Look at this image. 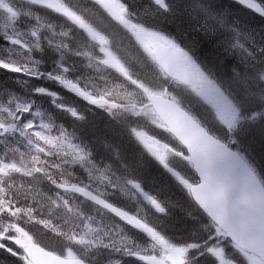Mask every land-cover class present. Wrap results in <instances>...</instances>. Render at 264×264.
Returning <instances> with one entry per match:
<instances>
[{"label": "trees", "instance_id": "1", "mask_svg": "<svg viewBox=\"0 0 264 264\" xmlns=\"http://www.w3.org/2000/svg\"><path fill=\"white\" fill-rule=\"evenodd\" d=\"M121 1L129 10L131 22L145 25L156 32L160 31L168 39L172 38L179 45V49L195 57L205 73L227 90L228 97L232 98L239 110V116L224 137L229 144L247 155L264 179V83L259 78L260 68L264 64V0ZM13 11L22 13V9L18 10L14 6ZM37 11L39 15L37 20H34V12ZM4 12L5 10L0 8V58L3 54L2 48H8L7 34L3 32V26L10 30L9 21H15L16 25L21 27L26 25L27 18H30L37 26L38 35L44 38L40 39V48L44 50H39L35 56L43 62L50 59L55 62V65L47 64L46 66L51 67L42 70L61 74L64 70L60 65H64L69 76L81 83L82 87H87L83 86L81 77L77 80L76 73L85 71L86 68L82 66L83 63L76 64L78 58L74 55L79 54L82 49L88 52L95 49L85 31H74L63 44L64 49L59 53L56 51L49 54L48 59L45 56L49 48H44L41 44H44L47 35L51 33L45 25L42 26L40 14L54 22L53 15L56 13L45 8L28 9V13H22L21 19H14V15L7 11L5 15L10 18L5 20ZM79 12L88 18V22L96 24L95 27L100 33L110 31L116 48L126 63L124 65L128 68V77L122 76L121 79L116 78L105 66L100 69V88H107L113 91V96L118 97L115 99L109 94V98L120 102L138 103L139 98L143 97V90L139 89L138 98L133 101L131 94L136 91V85L160 91L165 89L169 92L164 93H172L169 79L159 74L151 59L139 46L135 47V38L127 34L126 27L117 22L113 23L101 6L89 9L85 6L79 9ZM111 27L116 28L112 30ZM242 42L245 43V48L239 51L238 43ZM56 54L59 56H54ZM16 62L11 59L6 63L17 67ZM98 64H102L101 60H98ZM19 69L11 70L3 63L0 67V120L5 118L26 123L33 120L37 125L39 119H45L49 123L41 128L46 133L57 135V143L53 146L46 145L44 140L41 141L45 146L41 152L21 149L17 156L10 152L12 157L6 153L7 160L15 162L17 159V163L26 169L29 176L8 173L2 175L1 180L6 182L5 187L8 190L6 191L0 182V231H23L22 234L31 236L34 241L58 254L79 255L90 264H151L136 255V246L132 245V242L141 241L143 246L138 247L147 249L142 254L148 255L151 250L147 246L153 239L142 229L83 195L86 191L95 189L103 194V199L108 204L141 217V221L147 223L151 230L161 237L170 238L173 244L188 248V264H221L215 254L218 251L223 252L225 256L227 253L232 254L234 261L245 264V257L226 236L217 238V226L212 224L190 196L185 194L184 188L171 176L167 167L163 168L159 161L154 162L145 147L137 143L132 124L126 125L120 121L121 118L113 117L103 109L97 111L98 113H91L83 105L77 114L84 118L70 116V109L78 107L82 100L56 86L57 84L48 78H30V68L24 63ZM252 74L256 76V81L250 78ZM120 89L124 91L121 92ZM88 92L92 97H99V91L97 93L94 89H89ZM183 97L190 103L194 102L187 91ZM19 101L24 107L17 106ZM182 103L185 105V102ZM37 105L45 111H42L40 116H35L34 112L27 114L30 119L24 118L23 113H30L31 109L39 107ZM201 111L205 120L198 111L197 115L214 132L209 121L211 113ZM71 133L84 137L94 149V158L99 156L96 164L91 165L90 171L86 166L82 169L72 168L73 165L66 158L65 161L59 162L57 144L64 140L66 134ZM11 144L9 141L0 144V155H3L5 147ZM39 158L44 160V167H48V170L42 173L39 172L37 163ZM104 160L109 161L108 165H105ZM179 164L181 165V162H177V159L168 162L169 166L172 165L178 171L181 169ZM106 167L112 168L107 186L100 182L103 175L106 176ZM54 168H61L60 173L66 174L61 184V179L53 174ZM48 175L50 178L46 177ZM136 177L156 186L154 190L157 193L153 196L160 194L164 197L160 200L161 209L155 207L153 210L140 199L139 193L130 187L127 179ZM63 182H68L71 186L76 185L75 190H67L62 186ZM61 193L66 196V206L59 199ZM149 209L151 212H148ZM150 213L154 215L152 222L147 218ZM0 264L30 263L20 246L0 241Z\"/></svg>", "mask_w": 264, "mask_h": 264}, {"label": "rangeland", "instance_id": "2", "mask_svg": "<svg viewBox=\"0 0 264 264\" xmlns=\"http://www.w3.org/2000/svg\"><path fill=\"white\" fill-rule=\"evenodd\" d=\"M103 3L104 6V11H106V13L111 17L112 20H116V21H122L125 23V25H127V27L130 29V31L133 34V37L135 38V41H133V44L135 45V47H138L143 50V53H148L151 51V47L157 43H159L160 40H164L166 42V39L164 37V35L162 33H158V32H154L153 30H149L146 28H143L137 24H133L131 22H129L127 20V18L124 17V9L122 7V4H119L116 0H99ZM28 2V1H27ZM39 2L41 4L47 3V4H54L55 2H58V0H39ZM80 2V1H79ZM78 2V3H79ZM25 3V2H24ZM29 3H38V2H34L31 1ZM37 5L38 4H34ZM66 15V14H64ZM5 20H9L10 17H6L3 16ZM16 19V18H15ZM35 20V19H34ZM10 24V30L7 27H4V31L7 34V45L8 48H2L3 50V54L2 57L0 58V61H2V63L4 65H8V60H16L17 62L15 63V65L17 66V68H19L22 63H24L27 67L30 68V71L32 72L31 76L35 77L36 75L39 76L41 75L42 69L45 67H51L46 66L47 64H51V65H55V62L50 59L48 57L49 54H53L56 51H58V53L60 52L61 49H64L63 47V42L61 40L60 36L54 35L56 33V30H52L51 28H49V26L45 25L47 31H49L51 34L47 35V38L44 41V44H41L47 48H49L47 50V55L45 56L44 53L43 55L45 56V58L50 59V61H45L43 62L42 60L38 59L37 56H35L37 54V52L39 50L43 51V48H40V43L41 40H44V38L42 37L41 40H35V33H34V27L32 26V24L27 23L26 25H22L21 27L16 25V23L14 21H9ZM0 23H2L1 19H0ZM68 23V22H67ZM1 26V25H0ZM57 28V27H56ZM73 26L69 25L68 26V31H70L71 34V30H72ZM40 30V29H39ZM62 30V29H60ZM42 31V30H40ZM44 32V31H43ZM44 35V34H43ZM241 39V38H240ZM245 43H247L245 40H242ZM172 43L174 46H177L175 42H173L172 40L169 41V43ZM245 43H238L239 46V51H243L242 49L245 48ZM108 46V45H107ZM29 49V50H28ZM108 49H110V46L103 48L100 51V55H104L103 57H106V51L108 52ZM181 51V50H180ZM99 53V52H98ZM109 53V52H108ZM184 53V52H183ZM111 56H113L114 58L116 57L115 54L116 52L112 50L111 53H109ZM185 58L187 60L188 65L191 66V69L197 73L198 76V80L195 83L194 86L192 87H184L182 88L179 85H172L174 88L177 87L176 93L180 96L183 97L184 93L187 91L189 95L192 96V99L194 102L189 103V105L191 106V108H193L194 110H197L199 113L201 110H203L206 114L208 112L211 113L212 117L211 119L217 122V127L216 129L218 130V132H221V128H224L225 130H228L229 128H231L232 124L236 123L237 120V109L235 108L233 101L231 98L227 97L226 94L222 91V89L217 86L214 83V80L212 77H210L209 75H205L203 73V71H201L198 67V65L195 63V61L192 60V58L190 56H188V53H185ZM77 57L84 58L85 60H89L91 59L90 55H86V53H83V55L81 54H74ZM54 56H59L58 54L54 55ZM60 57L63 58L62 55H60ZM107 58V62H115L112 61L113 59L111 57H106ZM78 59V60H79ZM54 63V64H53ZM116 63V62H115ZM110 67V66H109ZM64 70V68H62ZM260 79L261 82L264 83V64L263 67L260 68ZM63 81L67 80L69 82L65 81V85H62V82H55L57 85L56 86H61L62 88H66L69 87L70 85V80L67 77V75H63L62 77L59 76ZM251 79L253 78L256 81V76L254 74H252V76L250 77ZM249 78V79H250ZM65 79V80H64ZM241 80V78H240ZM247 80V78H245V81ZM54 82V81H53ZM223 83V82H222ZM137 86V85H136ZM170 88V87H169ZM174 88H170L171 91L175 90ZM135 89L137 91H139V87H135ZM143 90V95L145 97L146 93L150 92L151 89H144ZM162 92H169L167 90H161ZM133 97V101H135L136 98H138V95L135 94V92H133L131 94ZM108 96H105L104 98H107ZM103 98V99H104ZM131 99V100H132ZM106 101V100H104ZM117 102V101H116ZM115 102V103H116ZM123 102V101H121ZM121 102L120 105H116L113 102H108L104 103L103 106L105 108H108V110L110 111V115H117L120 119V121H123L126 123V125L132 124V131L134 136H136L137 139V143L141 144L143 147H145L147 149V152L149 153V155L154 158V162L155 160L157 161V158L160 160L159 162L162 164L163 168L164 166L167 167V169L170 171V174L172 177L175 178V180L178 181V183L181 182L185 183L187 182L189 179L188 178H192L194 176L193 172H190V169L188 171H186V177L187 179H183L180 176V173L177 169L173 168V166H168L165 164V162H167L166 160H168L169 154L173 157V159H177V162L179 161H183V163H185L186 165H189L192 168L191 165V161L188 158L184 157V154H180V152H182V147L178 144H173L174 141L171 140V138L169 136H167L165 134V131L162 130L164 128V126L162 125V123H160V120L158 118V116L156 115V112L153 111L152 108H145V109H135V108H131L130 111H126L123 106H121ZM129 102V101H128ZM145 101H141V105L144 104ZM124 104H126L127 102H123ZM17 106L19 108L24 107L22 103L17 102ZM39 106V105H37ZM42 111H45L44 108H41V106L36 107V109H31L30 113L28 111L26 112H22L23 114H25L24 118H28L30 119L29 115L31 113L35 112V116H40ZM202 112V111H201ZM29 114V115H27ZM201 114V113H200ZM201 117L203 116L202 114L200 115ZM204 118V117H202ZM30 124V122L28 123V125ZM139 124V125H137ZM149 125V126H148ZM136 126V127H133ZM148 126V127H147ZM9 125L5 122V121H0V144H3L5 142V134L4 132H7L9 130ZM149 129H153L154 131H149ZM35 131V129H31L29 130L30 132ZM45 142V141H44ZM18 141H14L11 145H8L7 147H5V153H3V155H0V161L4 162V160L8 163V164H12L9 166V168H18L19 164L17 163V159L15 160V162L13 161H8L7 160V156L6 153L8 155H10V157H12V155L10 154V152H14L13 155L17 156L20 152L21 149L20 147L17 145ZM48 144V143H47ZM52 144V143H50ZM49 145V144H48ZM169 146L172 147V150L169 149ZM76 147V152H73L70 150V145L65 146L62 143L57 144V150H60V157H64L66 159H68L72 164H76V165H84V163L87 162L85 160H88L90 157L87 154V149L86 148H82L80 145L79 146H75ZM154 155V156H153ZM15 156H13V159L15 158ZM184 159H183V158ZM107 163V162H106ZM164 163V165H163ZM179 167L181 168V165L179 164ZM46 169H48V167H46ZM58 168H54V175L57 176H62L63 174L60 173L59 170H57ZM193 169V168H192ZM182 171V173H184V170L180 169ZM17 174H21L19 173L18 170L14 171V175ZM133 182H132V181ZM128 181H131L133 187L134 185L137 187V190L141 188V186L139 187L138 184L134 183V182H139L142 184V182L146 183V188L149 191H153L156 192L155 190L152 189L155 188L156 186L151 185L150 183H148L147 181H144L143 178L141 179L140 177H136V178H131ZM191 182L187 183V188L189 189ZM62 186L64 188L71 189V184L68 182H63ZM186 187V186H185ZM152 192V193H153ZM140 193V199L142 201H145L153 210L155 209L154 207H157L158 201L164 199V197L160 194L157 195V200H154L153 198L150 201V197H149V193H144V191H139ZM157 193V192H156ZM62 196V194H61ZM63 200L65 202V198L63 196ZM157 203V204H155ZM148 212H151V209H149ZM140 217V216H139ZM127 221L130 222V220L128 218H133V221H137V216L136 218L134 216H126ZM141 218V217H140ZM149 222H152V220L154 219V215L153 214H148L147 216ZM130 222V223H132ZM143 225H146V227L141 228L140 226H136L137 228L140 227V229L143 230V232H145L147 235L150 236V238H152V243L147 246L149 247V249L151 250V253L148 252L147 254L151 256V260H153L155 262V264H187V261L184 260L182 258V255H184V252L181 253L178 250L179 249H188L182 246H177L176 244L173 245V242L171 241L170 238H163L160 235H158L157 233H155L154 231L151 230V228L148 226L147 223H144ZM219 230L218 232V236L217 238L225 237L222 233V231ZM6 232V230L4 231ZM14 233H16V231H14ZM1 237L0 240L4 237L7 238L6 234L4 233H0ZM22 240H25V242L30 243V239L28 236H23ZM132 245L136 246V255L140 256L142 259L146 258L145 254H142L144 252V250L147 249H140L138 246H142V242L141 241H133ZM235 248H237L241 254L243 255V257H245V264H264V262L261 259H258L256 256H253L251 254H246L243 251H241L238 247L235 246ZM218 250V249H217ZM216 250V251H217ZM216 257L220 260L221 264H240L236 261H234L232 259V254L228 255V253L225 254L221 251H218L215 253ZM142 255V256H141ZM144 255V256H143ZM228 256V257H227ZM72 258V257H70Z\"/></svg>", "mask_w": 264, "mask_h": 264}, {"label": "water", "instance_id": "3", "mask_svg": "<svg viewBox=\"0 0 264 264\" xmlns=\"http://www.w3.org/2000/svg\"><path fill=\"white\" fill-rule=\"evenodd\" d=\"M152 54L168 76L189 86L195 84L197 76L172 47L159 43ZM147 98L192 156L201 179L191 187L195 200L236 245L264 259V184L260 177L241 154L208 132L176 100L155 93ZM26 253L36 264H85L35 244Z\"/></svg>", "mask_w": 264, "mask_h": 264}, {"label": "snow or ice", "instance_id": "4", "mask_svg": "<svg viewBox=\"0 0 264 264\" xmlns=\"http://www.w3.org/2000/svg\"><path fill=\"white\" fill-rule=\"evenodd\" d=\"M250 6H254V5H250ZM257 10H259V9H257ZM4 66L8 67V68L11 69V70H15V71H19V70H20L19 68L15 67L14 65H4ZM25 70H27V69H25ZM89 99H91L93 103H100L101 106H103L104 103H107V101H104L103 97H101L99 101H97V100H95V99H92V98H89ZM72 187H75V185H73ZM79 191L82 192L83 189H79ZM93 199H96V198L93 197ZM98 202H99L100 204H102L104 207H106V208L110 209L111 211L117 213V214L120 215L121 217H126V213L121 212L119 209L114 208L112 205L107 204L106 202H104V201H102V200H100V201H98ZM128 219L130 220V222H132V220H133V218H128ZM135 222H136V223L138 224V226H140L141 228L146 227V225H143V224L140 223L139 221H135ZM100 242L102 243V241H100ZM190 247H194V245H190ZM209 250L212 251L211 249H209ZM178 251L181 252V253H183V252H185L186 250H185V249H179Z\"/></svg>", "mask_w": 264, "mask_h": 264}, {"label": "bare ground", "instance_id": "5", "mask_svg": "<svg viewBox=\"0 0 264 264\" xmlns=\"http://www.w3.org/2000/svg\"><path fill=\"white\" fill-rule=\"evenodd\" d=\"M185 253V252H184Z\"/></svg>", "mask_w": 264, "mask_h": 264}]
</instances>
